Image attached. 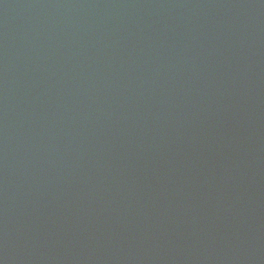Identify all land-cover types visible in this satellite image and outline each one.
Instances as JSON below:
<instances>
[{"label":"water","instance_id":"obj_1","mask_svg":"<svg viewBox=\"0 0 264 264\" xmlns=\"http://www.w3.org/2000/svg\"><path fill=\"white\" fill-rule=\"evenodd\" d=\"M0 264H264V0H0Z\"/></svg>","mask_w":264,"mask_h":264}]
</instances>
